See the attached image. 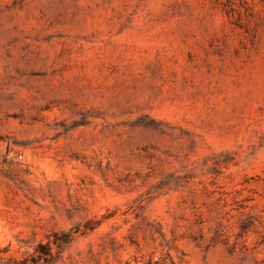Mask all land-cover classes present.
Instances as JSON below:
<instances>
[{"label":"rangeland","instance_id":"374dc122","mask_svg":"<svg viewBox=\"0 0 264 264\" xmlns=\"http://www.w3.org/2000/svg\"><path fill=\"white\" fill-rule=\"evenodd\" d=\"M48 240L264 264V0H0V255Z\"/></svg>","mask_w":264,"mask_h":264},{"label":"trees","instance_id":"16d2710c","mask_svg":"<svg viewBox=\"0 0 264 264\" xmlns=\"http://www.w3.org/2000/svg\"><path fill=\"white\" fill-rule=\"evenodd\" d=\"M62 241L67 243L69 241V235L64 234ZM54 241L48 240L46 243H38L33 253L22 257L21 259H16L13 257L4 258L0 255V264H48L53 260L52 245H55ZM7 252V249H1L0 253Z\"/></svg>","mask_w":264,"mask_h":264}]
</instances>
